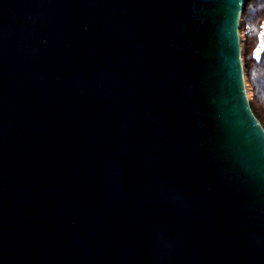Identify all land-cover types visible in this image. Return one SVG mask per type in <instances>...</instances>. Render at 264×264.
Here are the masks:
<instances>
[{
	"label": "water",
	"instance_id": "obj_1",
	"mask_svg": "<svg viewBox=\"0 0 264 264\" xmlns=\"http://www.w3.org/2000/svg\"><path fill=\"white\" fill-rule=\"evenodd\" d=\"M248 0H0V264H264Z\"/></svg>",
	"mask_w": 264,
	"mask_h": 264
},
{
	"label": "trees",
	"instance_id": "obj_2",
	"mask_svg": "<svg viewBox=\"0 0 264 264\" xmlns=\"http://www.w3.org/2000/svg\"><path fill=\"white\" fill-rule=\"evenodd\" d=\"M264 31V0H248L242 13L240 32L245 34L244 66L252 89V109L264 127V48L258 52Z\"/></svg>",
	"mask_w": 264,
	"mask_h": 264
},
{
	"label": "rangeland",
	"instance_id": "obj_3",
	"mask_svg": "<svg viewBox=\"0 0 264 264\" xmlns=\"http://www.w3.org/2000/svg\"><path fill=\"white\" fill-rule=\"evenodd\" d=\"M242 41H243V47H244L245 34L244 35L242 34ZM263 48H264V31H263V34L261 36V45H260L258 52L261 51ZM248 92H249V95L253 97L252 89L249 86H248Z\"/></svg>",
	"mask_w": 264,
	"mask_h": 264
},
{
	"label": "built area",
	"instance_id": "obj_4",
	"mask_svg": "<svg viewBox=\"0 0 264 264\" xmlns=\"http://www.w3.org/2000/svg\"><path fill=\"white\" fill-rule=\"evenodd\" d=\"M242 34L244 35V32L241 33V38H242Z\"/></svg>",
	"mask_w": 264,
	"mask_h": 264
},
{
	"label": "clouds",
	"instance_id": "obj_5",
	"mask_svg": "<svg viewBox=\"0 0 264 264\" xmlns=\"http://www.w3.org/2000/svg\"><path fill=\"white\" fill-rule=\"evenodd\" d=\"M241 33H242V32H240V35H241ZM242 43H243V41H242ZM247 86H248V83H247Z\"/></svg>",
	"mask_w": 264,
	"mask_h": 264
},
{
	"label": "bare ground",
	"instance_id": "obj_6",
	"mask_svg": "<svg viewBox=\"0 0 264 264\" xmlns=\"http://www.w3.org/2000/svg\"><path fill=\"white\" fill-rule=\"evenodd\" d=\"M252 97V96H251Z\"/></svg>",
	"mask_w": 264,
	"mask_h": 264
}]
</instances>
